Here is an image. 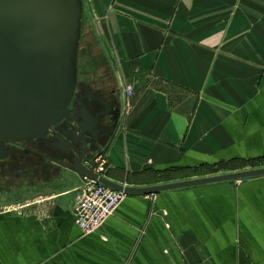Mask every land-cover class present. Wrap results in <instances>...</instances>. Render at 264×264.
<instances>
[{
	"label": "crops",
	"instance_id": "crops-1",
	"mask_svg": "<svg viewBox=\"0 0 264 264\" xmlns=\"http://www.w3.org/2000/svg\"><path fill=\"white\" fill-rule=\"evenodd\" d=\"M84 10L80 75L120 99L107 177L145 187L264 157V0H84ZM121 77L135 84L128 108ZM171 168L181 170L162 180ZM56 169L0 199V264H264V175L154 201L128 194L84 234L83 181Z\"/></svg>",
	"mask_w": 264,
	"mask_h": 264
},
{
	"label": "water",
	"instance_id": "water-1",
	"mask_svg": "<svg viewBox=\"0 0 264 264\" xmlns=\"http://www.w3.org/2000/svg\"><path fill=\"white\" fill-rule=\"evenodd\" d=\"M84 14V0H0V160L9 157L10 143H39L68 122L70 128L49 144L57 154L50 173L62 168L82 181L95 180L126 194L150 195L264 175L259 167L134 187L96 173L101 150L96 154L95 130L100 122L116 120L117 125L121 107L118 95L109 100L89 91L78 97Z\"/></svg>",
	"mask_w": 264,
	"mask_h": 264
},
{
	"label": "flooded vegetation",
	"instance_id": "flooded-vegetation-1",
	"mask_svg": "<svg viewBox=\"0 0 264 264\" xmlns=\"http://www.w3.org/2000/svg\"><path fill=\"white\" fill-rule=\"evenodd\" d=\"M97 75L98 74H95L96 77ZM79 78V89L81 95L79 94L78 97L89 93V91H92L99 96H107L101 92V86L97 82V78H93L88 81L82 79L81 75H79ZM117 93V90L113 89L111 96L116 97L118 95ZM84 103H86V100H84L82 104L78 103L76 105V110L81 112V107ZM115 126L116 120L110 122L108 125L103 122L99 123L95 130L97 134V140L95 141L96 154L100 150L101 154H104L109 145ZM71 127H73V125H71ZM69 128L70 125L68 122H64L53 131L48 139L40 141L39 143L33 141L10 143L8 145V149H12V151L10 152L9 157L7 159L0 160V194L3 192L5 193L8 189L10 190V194L14 196L16 193L15 189L18 187L12 189L13 187L20 186L29 188L32 187L36 180L38 178L40 179L41 176L43 177L44 175V178H46V176L50 173L49 168L57 166L52 163L53 159L57 158V154L49 149V144L54 143L56 139H59V132ZM47 157L50 158L51 162L47 160ZM63 170L65 169L60 168V171Z\"/></svg>",
	"mask_w": 264,
	"mask_h": 264
},
{
	"label": "built area",
	"instance_id": "built-area-1",
	"mask_svg": "<svg viewBox=\"0 0 264 264\" xmlns=\"http://www.w3.org/2000/svg\"><path fill=\"white\" fill-rule=\"evenodd\" d=\"M121 87L126 97L125 107L130 106V100L135 94V84L121 77ZM108 169L107 158L100 154L96 159L93 170L105 176ZM128 194L117 191L97 182L86 179L78 189V195L74 205L75 223L84 234H89L100 229L107 219L113 215L115 210L124 201ZM154 201L155 194L149 195Z\"/></svg>",
	"mask_w": 264,
	"mask_h": 264
},
{
	"label": "trees",
	"instance_id": "trees-1",
	"mask_svg": "<svg viewBox=\"0 0 264 264\" xmlns=\"http://www.w3.org/2000/svg\"><path fill=\"white\" fill-rule=\"evenodd\" d=\"M81 52H84V50H81ZM98 62H100V64L102 63L101 61H98ZM94 65L96 66V63ZM97 65H98V63H97ZM263 164H264V157H259V158H253V159L236 158V159H232L230 161L212 164L209 166L212 167V170H214V172H215L218 169L238 170V169H244V168L249 167V166H251L252 168H255V167H260ZM214 168H216V169H214ZM177 170H181V168H171V169H167L165 171H162L160 173L161 178H163L162 180H166L167 178H169L171 176L170 173L175 172Z\"/></svg>",
	"mask_w": 264,
	"mask_h": 264
},
{
	"label": "rangeland",
	"instance_id": "rangeland-1",
	"mask_svg": "<svg viewBox=\"0 0 264 264\" xmlns=\"http://www.w3.org/2000/svg\"><path fill=\"white\" fill-rule=\"evenodd\" d=\"M85 32V30H84V28H83V33ZM85 44H86V40H83V38H82V42H81V50H84V46H85ZM80 55H81V52H80ZM255 168H259V167H255ZM214 169H216V168H214ZM245 169H252V167L251 166H249L248 168H245ZM214 171V170H213ZM216 173L218 172H226V169H218L217 171H215ZM25 189H27V188H25ZM13 198V196L10 194V192L9 191H6L5 193L3 192L2 194H0V199L1 200H7V199H10V198Z\"/></svg>",
	"mask_w": 264,
	"mask_h": 264
},
{
	"label": "bare ground",
	"instance_id": "bare-ground-1",
	"mask_svg": "<svg viewBox=\"0 0 264 264\" xmlns=\"http://www.w3.org/2000/svg\"><path fill=\"white\" fill-rule=\"evenodd\" d=\"M13 191V190H12Z\"/></svg>",
	"mask_w": 264,
	"mask_h": 264
}]
</instances>
